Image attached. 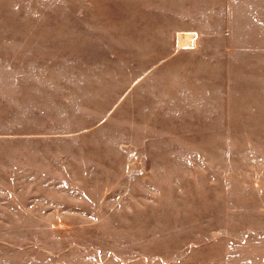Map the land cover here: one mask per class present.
<instances>
[{
  "label": "rangeland",
  "instance_id": "obj_1",
  "mask_svg": "<svg viewBox=\"0 0 264 264\" xmlns=\"http://www.w3.org/2000/svg\"><path fill=\"white\" fill-rule=\"evenodd\" d=\"M0 264H264V0H0Z\"/></svg>",
  "mask_w": 264,
  "mask_h": 264
}]
</instances>
